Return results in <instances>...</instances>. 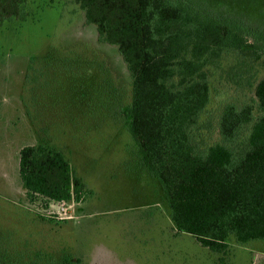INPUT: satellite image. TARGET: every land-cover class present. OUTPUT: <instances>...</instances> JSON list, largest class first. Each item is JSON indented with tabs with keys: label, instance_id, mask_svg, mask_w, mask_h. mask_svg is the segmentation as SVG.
Listing matches in <instances>:
<instances>
[{
	"label": "rangeland",
	"instance_id": "374dc122",
	"mask_svg": "<svg viewBox=\"0 0 264 264\" xmlns=\"http://www.w3.org/2000/svg\"><path fill=\"white\" fill-rule=\"evenodd\" d=\"M23 18L0 24V233L2 247L71 254L76 264H264V240H230L228 253L178 231L158 181L143 164L123 108L132 76L75 0H27ZM212 81L204 119L217 126L226 102L252 103L254 87ZM256 79L264 65L255 63ZM254 77V78H255ZM253 78V79H254ZM210 139H218L217 128ZM48 142L85 183L80 200L30 201L20 149Z\"/></svg>",
	"mask_w": 264,
	"mask_h": 264
},
{
	"label": "trees",
	"instance_id": "16d2710c",
	"mask_svg": "<svg viewBox=\"0 0 264 264\" xmlns=\"http://www.w3.org/2000/svg\"><path fill=\"white\" fill-rule=\"evenodd\" d=\"M26 1L0 0V24L23 18ZM75 1L131 73L132 99L123 112L176 229L223 254L231 239L264 240V75L253 73L255 63L264 65V0ZM229 56L230 80L254 87L261 112L226 102L213 128L203 118L211 79ZM215 128L219 138L211 140ZM19 174L30 201L80 200L86 190L48 142L20 149ZM0 264L76 263L71 254L0 245Z\"/></svg>",
	"mask_w": 264,
	"mask_h": 264
}]
</instances>
